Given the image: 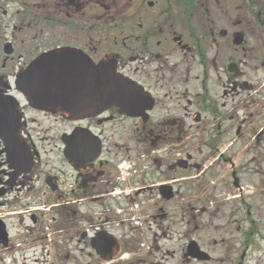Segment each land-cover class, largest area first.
<instances>
[{
  "label": "flooded vegetation",
  "instance_id": "af4514ba",
  "mask_svg": "<svg viewBox=\"0 0 264 264\" xmlns=\"http://www.w3.org/2000/svg\"><path fill=\"white\" fill-rule=\"evenodd\" d=\"M50 52L109 65L144 113L32 109L16 77ZM263 221L264 0H0L1 264L243 262Z\"/></svg>",
  "mask_w": 264,
  "mask_h": 264
},
{
  "label": "water",
  "instance_id": "95a60500",
  "mask_svg": "<svg viewBox=\"0 0 264 264\" xmlns=\"http://www.w3.org/2000/svg\"><path fill=\"white\" fill-rule=\"evenodd\" d=\"M15 86L32 109L69 119L96 116L109 108L139 116L146 109V95L140 88L109 65H94L74 53L40 55L16 77ZM197 251L194 256L206 261L205 254Z\"/></svg>",
  "mask_w": 264,
  "mask_h": 264
},
{
  "label": "rangeland",
  "instance_id": "374dc122",
  "mask_svg": "<svg viewBox=\"0 0 264 264\" xmlns=\"http://www.w3.org/2000/svg\"><path fill=\"white\" fill-rule=\"evenodd\" d=\"M252 220L255 221V215L253 213H251L248 222ZM263 226H264V221H263ZM250 227L251 225L248 224V232L251 235H249L248 251H247L245 260L243 262L240 261L239 254L232 261H229L227 259L222 260L221 259L222 257L214 255L213 260L207 264H264V232H263L264 230L262 231L260 230V233L257 235L256 233L257 231H259L258 228L256 230V228H250ZM210 235L211 234L208 229L205 228L203 230H200L201 244L207 243L211 239ZM179 247H180V243L176 242V239L175 241H171V242L169 241L165 246V248H168L169 252H172V251L177 252ZM176 255L179 256V254H176ZM6 264H13V263L11 261L6 260ZM162 264H194V263L182 262L177 256L173 258H170L169 256H167L165 259H163Z\"/></svg>",
  "mask_w": 264,
  "mask_h": 264
}]
</instances>
